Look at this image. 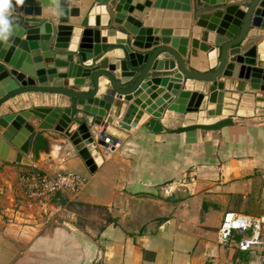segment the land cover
<instances>
[{
	"label": "crops",
	"instance_id": "obj_1",
	"mask_svg": "<svg viewBox=\"0 0 264 264\" xmlns=\"http://www.w3.org/2000/svg\"><path fill=\"white\" fill-rule=\"evenodd\" d=\"M111 5L109 2V8ZM110 12L107 42L112 48L101 55L125 57L132 67L143 64L149 49L130 45L123 25L114 21L115 11ZM142 16L147 17L144 12ZM43 18L59 23L58 16ZM79 20L72 23V65L78 62L80 48L85 62H94L92 58L101 50L93 38L96 19L93 25L86 24V12ZM127 42L131 48L126 51L121 46ZM49 46L46 41L29 39L28 49L13 46L10 56L22 60L24 54L38 79L48 82L44 62L53 58ZM262 48L264 28L251 26L244 44L232 52L244 57L240 70L231 69L237 75L222 74L214 82L187 79L183 87L203 94L197 111L160 110L159 101L153 105L158 104L155 117L166 127L210 123L229 115H235L238 123L216 131L197 130L196 140L190 142L184 132L151 129L150 106L142 109L130 100L120 111L112 104L109 112L134 125L135 130L105 126L120 142L114 148L99 144L103 161L94 171L61 131L48 130L55 149L51 155L42 154L37 162L28 140L30 126L43 130L38 128L43 119L33 112L36 107L73 105L75 118L97 129L93 111L101 101L100 93L74 102L69 94L30 91L0 104V264H264V242L244 251L236 245L240 234L227 244H221L217 234L228 210L264 215V207L258 211L253 203L245 204L248 198L258 203L264 197L260 196L264 193V90L252 88L247 77L248 65H264L259 56ZM168 56L164 52L159 57ZM71 70L68 76H74ZM88 80L75 76L74 87L90 90ZM100 80L108 82L105 76ZM142 95L147 97L145 91ZM128 104H134L133 113L127 111ZM138 114L141 116L135 119ZM29 169L51 174L72 170L86 182L76 193L63 190L30 201L21 179ZM256 185L260 186L259 200L253 189ZM138 193H151L156 199L137 200L133 196ZM70 203L102 207L112 214L102 226L59 220L58 215Z\"/></svg>",
	"mask_w": 264,
	"mask_h": 264
},
{
	"label": "water",
	"instance_id": "obj_2",
	"mask_svg": "<svg viewBox=\"0 0 264 264\" xmlns=\"http://www.w3.org/2000/svg\"><path fill=\"white\" fill-rule=\"evenodd\" d=\"M191 1L21 0L17 3V0H11L13 28L8 39L0 41V104L17 94L30 91L69 94L74 97V102L95 98L99 93L101 95L99 106L93 111L97 115L96 122L99 123L97 129L91 128V123L87 121L77 120L73 105L62 109L34 108L33 112L43 119L38 125V128L43 130L37 131L30 126L28 144L33 148L36 162L42 154L51 155L54 151L56 142L48 131L54 128L64 133L89 169L94 171L103 161L99 144H111L114 148L120 142L105 126L135 130L134 125L109 112L112 104L121 111L125 102L131 100L143 109L148 108V105L153 106V100L162 94L155 101H165V108L168 110L179 113L197 111L203 94L183 87L187 79L214 82L222 74L237 75L231 69L235 67L240 70V62L244 61V57L232 54L233 49L244 44L251 26L264 28V0H193V4ZM109 2L112 4L111 8L108 6ZM158 7L159 10L156 9ZM110 9L115 11L114 21L122 24L127 31L126 41L129 39L130 45L149 49L143 64L132 67L125 57L101 55L103 50L112 48L107 42ZM17 12H22L23 15L19 16ZM86 12V24L93 25L94 18L96 19L94 25L98 27L93 29V38L94 42L100 44L101 48L97 50H101L92 58L94 62H85L80 53L84 49L80 48L77 54L78 62L72 65L70 57L73 51L70 52L69 48L74 32L72 23L79 22L80 16ZM143 12L147 17L142 16ZM48 16H58L59 23L55 25L43 18ZM29 39L46 41L50 45L48 52L53 58L44 62L48 82L38 79L34 66L25 60L24 54L22 60H14L10 56L13 46L28 49ZM130 45L128 43L121 48L127 51L131 48ZM262 50L259 56L264 58V49ZM164 52L171 56L159 57ZM70 68L74 76H68ZM43 72L40 71V74ZM75 76L89 77L86 84L91 87L90 90L74 87ZM102 76H105L108 82L101 83ZM247 77L252 88L264 90V65H248ZM102 89L104 92L101 93ZM143 91L147 97L142 95ZM134 104H128V112L133 113ZM156 115L158 111L148 120L151 129L184 132L186 140L190 142L196 140L197 130L216 131L238 123L235 115H229L210 123L195 122L166 127ZM140 116L141 114H138L135 119ZM133 197L137 200L156 199L151 193H138Z\"/></svg>",
	"mask_w": 264,
	"mask_h": 264
},
{
	"label": "built area",
	"instance_id": "obj_3",
	"mask_svg": "<svg viewBox=\"0 0 264 264\" xmlns=\"http://www.w3.org/2000/svg\"><path fill=\"white\" fill-rule=\"evenodd\" d=\"M29 200L51 196L58 191L78 192L86 182L81 174L64 170L51 174L40 169H29L21 176ZM218 240L227 244L240 234L236 245L239 250H250L264 242V215L228 210L217 229Z\"/></svg>",
	"mask_w": 264,
	"mask_h": 264
},
{
	"label": "rangeland",
	"instance_id": "obj_4",
	"mask_svg": "<svg viewBox=\"0 0 264 264\" xmlns=\"http://www.w3.org/2000/svg\"><path fill=\"white\" fill-rule=\"evenodd\" d=\"M161 95L162 94H159L156 98H159ZM156 98L153 100V104L155 103V100H157ZM165 103H166L165 101H164V103L161 102L159 104L160 106H158V107L164 109L165 105H166ZM157 105L155 107L148 105V106H150L148 112L150 113L151 117H153V114L156 111H158V109H156ZM253 189L256 190V192H257V191H259L258 189H260V186L256 185L253 187ZM261 191L264 192V188L261 187ZM64 194H66V193H64ZM263 195H264V193H262V195L260 194V196H263ZM260 196L258 193V196L256 197V199L259 200V198H262ZM254 199L250 200V198H248V200L245 204L247 206H249V205H252V203H253V206L258 208V211L260 209H263L264 197L262 198L263 200L259 201L258 203H255ZM65 209L66 210L61 215H58V213H57L59 220H62V219L73 220L74 222H79V223L83 222L85 224L95 225V226H102V225L106 224L105 222L107 221L108 218H110V216H111L110 214H112V213H110L109 210H105V208H102V207L91 206V205H76L74 203L68 204V208L66 207ZM263 214H264V212H263Z\"/></svg>",
	"mask_w": 264,
	"mask_h": 264
},
{
	"label": "clouds",
	"instance_id": "obj_5",
	"mask_svg": "<svg viewBox=\"0 0 264 264\" xmlns=\"http://www.w3.org/2000/svg\"><path fill=\"white\" fill-rule=\"evenodd\" d=\"M19 2L21 0H17ZM11 6V0H0V41L7 40L13 28Z\"/></svg>",
	"mask_w": 264,
	"mask_h": 264
},
{
	"label": "bare ground",
	"instance_id": "obj_6",
	"mask_svg": "<svg viewBox=\"0 0 264 264\" xmlns=\"http://www.w3.org/2000/svg\"><path fill=\"white\" fill-rule=\"evenodd\" d=\"M209 104V103H208ZM214 105V104H213ZM227 105V104H226ZM217 109V108H216ZM227 109V108H226Z\"/></svg>",
	"mask_w": 264,
	"mask_h": 264
}]
</instances>
